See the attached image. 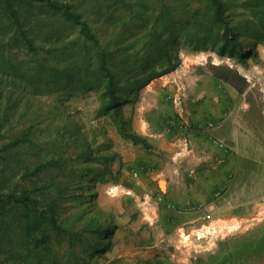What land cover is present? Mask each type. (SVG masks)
Here are the masks:
<instances>
[{
	"label": "rangeland",
	"instance_id": "rangeland-1",
	"mask_svg": "<svg viewBox=\"0 0 264 264\" xmlns=\"http://www.w3.org/2000/svg\"><path fill=\"white\" fill-rule=\"evenodd\" d=\"M246 1L223 0L233 25L249 15L241 6ZM180 5L187 9L197 6L192 0H181ZM190 21L183 15L176 23L180 28ZM183 34L178 33L176 69L140 88L124 90L117 115L102 109L100 90L84 92L56 83L32 86L25 74H0V191L7 192L19 180L23 183L25 171L29 180L47 187L48 198L57 199L59 222L70 234L50 243L59 257L71 238L73 254L81 257L76 259L79 264H193L197 258L212 255L219 242L264 223V198H254L256 209L251 213L213 216L207 208L203 225L183 229L182 220L175 223L165 212L157 213L151 207L154 197L146 196L147 187L141 193L137 190L139 175L133 177L138 173L129 159L140 152L145 159L150 151L134 147L123 138L119 127L123 123L125 131L141 137L133 129V117L136 106L146 103L145 96L159 95L156 105L150 99L154 107L148 112L149 131L182 133L191 138L193 149L203 137L209 144L222 147L211 131L234 105V98L236 109L243 110L249 100L253 107L264 109V35L239 37L243 51L249 53L241 63L237 54L220 55L212 43L206 49H195L193 43L185 42ZM74 39L76 32L67 38L65 35L61 40L65 44L57 46L61 49ZM50 41L44 34L37 43L46 49ZM11 49L12 60L25 61L22 52ZM225 78L243 92L238 93ZM155 81L160 84L151 87ZM172 120L174 125L169 123ZM20 136L30 142L14 144ZM187 140L183 143L189 147ZM51 160H58L61 167L34 173L35 168ZM153 184V188L165 191L163 180ZM219 193L220 189L214 190L213 197ZM227 219L233 222H224ZM103 230L107 232L101 234Z\"/></svg>",
	"mask_w": 264,
	"mask_h": 264
},
{
	"label": "trees",
	"instance_id": "trees-1",
	"mask_svg": "<svg viewBox=\"0 0 264 264\" xmlns=\"http://www.w3.org/2000/svg\"><path fill=\"white\" fill-rule=\"evenodd\" d=\"M180 2L0 0V74H25L32 86L56 83L84 92L100 90L102 109L117 115L124 90L140 88L176 69L180 31L195 49H206L212 43L220 55L237 54L241 63L249 53L243 51L239 37L264 35V0L242 3L249 15L235 25L225 14L223 0H192L195 9L182 7ZM183 15L191 23L178 28L177 18L182 20ZM74 32L77 39L58 48L59 43L65 44L61 42L64 36ZM44 34L51 39L46 49L37 43ZM12 47L25 55V61L12 60ZM224 80L238 93L243 92ZM122 124L119 131L124 139L150 147L145 138L125 131ZM24 142L30 139L20 136L13 141ZM52 167L61 164L47 161L34 173ZM28 177L25 171L23 183L19 180L7 192L0 191V264H79L76 259L81 257L74 256L71 238L63 256L51 249L53 238L70 234L59 222L57 199H49L47 187ZM254 263H264V223L219 242L212 255L197 258L193 264Z\"/></svg>",
	"mask_w": 264,
	"mask_h": 264
},
{
	"label": "crops",
	"instance_id": "crops-1",
	"mask_svg": "<svg viewBox=\"0 0 264 264\" xmlns=\"http://www.w3.org/2000/svg\"><path fill=\"white\" fill-rule=\"evenodd\" d=\"M159 84L152 82L151 87ZM151 98L155 105L159 101V95L145 96L146 103L136 106L133 117V129L146 139L150 154L144 159L140 152L129 159L138 173L133 177L139 175L137 190L141 193L147 187L146 196L154 197L151 207L157 213L165 212L175 223L182 220L183 229L203 225L207 208L213 216L253 212V199L264 198V109L253 107L250 100L243 104V110L236 109L234 98V105L219 117L211 131L222 147L209 144L203 137L199 147L193 149L191 138L182 133L149 131L148 112L154 107ZM186 140L190 141L189 147L183 143ZM159 180L166 183L165 191L153 188V182ZM219 189L221 193L214 198V190ZM194 205L199 207L194 209ZM224 222L231 223L233 219Z\"/></svg>",
	"mask_w": 264,
	"mask_h": 264
},
{
	"label": "built area",
	"instance_id": "built-area-1",
	"mask_svg": "<svg viewBox=\"0 0 264 264\" xmlns=\"http://www.w3.org/2000/svg\"><path fill=\"white\" fill-rule=\"evenodd\" d=\"M169 123H170V125H174L175 124V121L172 120Z\"/></svg>",
	"mask_w": 264,
	"mask_h": 264
}]
</instances>
